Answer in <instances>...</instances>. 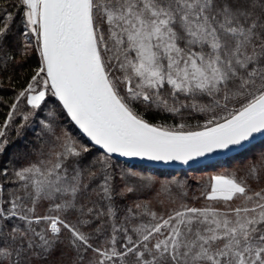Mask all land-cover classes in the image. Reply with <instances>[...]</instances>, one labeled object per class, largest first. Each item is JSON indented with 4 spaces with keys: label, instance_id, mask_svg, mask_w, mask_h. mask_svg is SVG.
Returning <instances> with one entry per match:
<instances>
[{
    "label": "snow or ice",
    "instance_id": "6c2138e0",
    "mask_svg": "<svg viewBox=\"0 0 264 264\" xmlns=\"http://www.w3.org/2000/svg\"><path fill=\"white\" fill-rule=\"evenodd\" d=\"M0 264H264V0H0Z\"/></svg>",
    "mask_w": 264,
    "mask_h": 264
},
{
    "label": "trees",
    "instance_id": "16d2710c",
    "mask_svg": "<svg viewBox=\"0 0 264 264\" xmlns=\"http://www.w3.org/2000/svg\"><path fill=\"white\" fill-rule=\"evenodd\" d=\"M230 166H235V165L233 164V165H230Z\"/></svg>",
    "mask_w": 264,
    "mask_h": 264
}]
</instances>
